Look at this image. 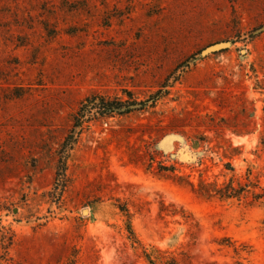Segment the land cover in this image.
Returning a JSON list of instances; mask_svg holds the SVG:
<instances>
[{"label": "rangeland", "instance_id": "rangeland-1", "mask_svg": "<svg viewBox=\"0 0 264 264\" xmlns=\"http://www.w3.org/2000/svg\"><path fill=\"white\" fill-rule=\"evenodd\" d=\"M258 194L264 0H0V264H264Z\"/></svg>", "mask_w": 264, "mask_h": 264}, {"label": "trees", "instance_id": "trees-1", "mask_svg": "<svg viewBox=\"0 0 264 264\" xmlns=\"http://www.w3.org/2000/svg\"><path fill=\"white\" fill-rule=\"evenodd\" d=\"M99 101H101V103H99ZM157 101H158V98L155 99V102H157ZM98 105H101V107H99V109H106L107 111H110L111 113H114L118 109H120V111H122L124 109V108H122L124 106L123 104H115L114 102H106V99H104V98L91 97V98H88L86 100L85 104L82 106L80 111L77 113V116H76L77 123H80L81 119L86 117V115H88V113L91 112L90 110L92 109L91 108L92 106L98 107ZM131 107H132V105L128 106V107L126 106L125 110L131 111L130 110ZM87 108H89V109H87ZM172 169L175 170L176 168H172V167H168V166H162L161 167V170L165 171V172H169ZM183 179H184L183 177L179 178V182L182 181ZM189 184L194 187V184L192 182H189ZM200 186H201L200 191H202V193H203V191H206L209 188H213L214 190H212V192H209L206 195H209V196L214 195V196H218L222 199H233V198L241 197L242 193L245 191L243 188L235 187L232 183L225 186V187H222V188H216L215 185L210 184V183H206V182H201ZM256 197L258 199H264L263 198L264 196H261L259 194ZM122 211L125 212L126 216L129 218V220L127 221V230L129 232V239L132 242V246L135 249H138L140 247L143 249V257L148 264H180L178 258L171 253H168V252L163 251V250L156 248V247H154L151 251L144 248L142 246L140 240L138 239L136 232L134 230L132 217H131L129 210H126V208H122ZM69 264H76V263L74 260H72Z\"/></svg>", "mask_w": 264, "mask_h": 264}, {"label": "water", "instance_id": "water-1", "mask_svg": "<svg viewBox=\"0 0 264 264\" xmlns=\"http://www.w3.org/2000/svg\"><path fill=\"white\" fill-rule=\"evenodd\" d=\"M84 213H85V214H88V210H85Z\"/></svg>", "mask_w": 264, "mask_h": 264}, {"label": "bare ground", "instance_id": "bare-ground-1", "mask_svg": "<svg viewBox=\"0 0 264 264\" xmlns=\"http://www.w3.org/2000/svg\"><path fill=\"white\" fill-rule=\"evenodd\" d=\"M88 213H89V211H88Z\"/></svg>", "mask_w": 264, "mask_h": 264}]
</instances>
